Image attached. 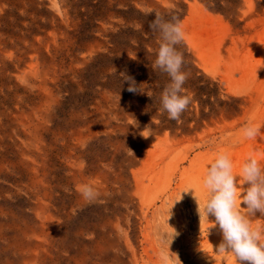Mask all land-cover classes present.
Listing matches in <instances>:
<instances>
[{
	"label": "rangeland",
	"instance_id": "374dc122",
	"mask_svg": "<svg viewBox=\"0 0 264 264\" xmlns=\"http://www.w3.org/2000/svg\"><path fill=\"white\" fill-rule=\"evenodd\" d=\"M223 1L233 12L200 0H0V264H162L169 245L181 264H237L217 251L215 218L198 213L219 154L238 196L249 156L264 169V0ZM149 11L181 19L183 71L204 87L184 88L174 131L121 92L133 64L157 70ZM249 219L264 227L258 212Z\"/></svg>",
	"mask_w": 264,
	"mask_h": 264
},
{
	"label": "clouds",
	"instance_id": "9594fccd",
	"mask_svg": "<svg viewBox=\"0 0 264 264\" xmlns=\"http://www.w3.org/2000/svg\"><path fill=\"white\" fill-rule=\"evenodd\" d=\"M154 19L148 27L158 33L161 43L156 53L153 67L167 74L170 82L160 95V111L166 112L168 119L179 121L190 103L191 97L184 95V84L189 73L183 71L185 64L184 55L178 51L177 46L183 44L186 33L183 30L182 21L177 16L165 18L160 12L152 13ZM125 76L124 82L129 86L127 91L133 94H145L133 77ZM146 128L141 135L146 139L149 135ZM243 136L247 139H255L261 132L259 126L248 125L242 129ZM129 153H134L129 150ZM240 178L246 186L242 196H238L237 178L233 175V164L226 154H219L211 166L207 169L202 180L204 189L208 191V198L203 205L199 219L215 218L214 224L222 234V242L218 252L233 254L237 264H264V227H252L249 217H255L257 212L264 216V169L258 160L250 155L243 164ZM78 192L88 203L99 201L100 193L90 184L78 186ZM244 205L247 215H242L238 210L237 201ZM102 202V201H100ZM179 233L175 232L171 240ZM172 243V242H171ZM162 244H167L163 240ZM170 245L161 248L159 258L162 264H181L177 254L170 252Z\"/></svg>",
	"mask_w": 264,
	"mask_h": 264
},
{
	"label": "trees",
	"instance_id": "16d2710c",
	"mask_svg": "<svg viewBox=\"0 0 264 264\" xmlns=\"http://www.w3.org/2000/svg\"><path fill=\"white\" fill-rule=\"evenodd\" d=\"M200 1L204 3L208 9L214 12H220L224 15H228L231 12H233V7H231L227 3H224L223 0H200ZM140 48L145 50V48L142 45L140 46ZM185 64H187L186 61ZM185 72L189 73V76L186 83L183 86L184 88L196 87L199 90H204V87H199L201 78L197 77L195 72L193 71H185ZM127 76L133 77L138 85L141 84L139 86L140 88L143 86L144 82H148L150 88L153 91V94L148 98H143L137 94L130 93L127 91L129 85L125 82L122 87L123 89L121 90L123 94V98L131 102H135L139 100L140 103L141 104L143 103V105L145 106L147 113L154 114L160 117L161 126L163 130L169 129L174 131L175 128L177 127V121L168 119L166 112H163L161 115L157 114L161 107L160 95L163 89L166 87V85L170 82V78L167 76V74L162 73L158 69L156 71H153L150 68H146L141 65L137 66L136 64H133ZM123 79L125 80V77H123ZM187 113L188 112L186 110L184 113H182L181 117H185Z\"/></svg>",
	"mask_w": 264,
	"mask_h": 264
}]
</instances>
